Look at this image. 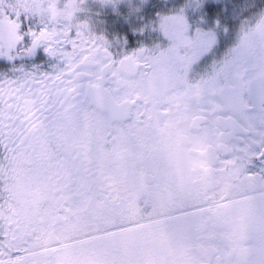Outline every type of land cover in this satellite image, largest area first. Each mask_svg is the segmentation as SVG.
Segmentation results:
<instances>
[{
  "label": "snow or ice",
  "instance_id": "snow-or-ice-1",
  "mask_svg": "<svg viewBox=\"0 0 264 264\" xmlns=\"http://www.w3.org/2000/svg\"><path fill=\"white\" fill-rule=\"evenodd\" d=\"M92 2L0 0V264H264V0Z\"/></svg>",
  "mask_w": 264,
  "mask_h": 264
},
{
  "label": "flooded vegetation",
  "instance_id": "flooded-vegetation-1",
  "mask_svg": "<svg viewBox=\"0 0 264 264\" xmlns=\"http://www.w3.org/2000/svg\"><path fill=\"white\" fill-rule=\"evenodd\" d=\"M164 3H156V5L163 6ZM94 28L98 32H104L109 37L112 35H119L121 37L130 38L129 49L137 46L136 35L133 33L134 21L126 18H92ZM42 70L49 71L50 68L46 64L41 65Z\"/></svg>",
  "mask_w": 264,
  "mask_h": 264
},
{
  "label": "rangeland",
  "instance_id": "rangeland-1",
  "mask_svg": "<svg viewBox=\"0 0 264 264\" xmlns=\"http://www.w3.org/2000/svg\"><path fill=\"white\" fill-rule=\"evenodd\" d=\"M150 2H152V0H150ZM122 5H124V4H121L120 6H122ZM88 7L91 8L92 10H93V8H94L95 10H97V11L94 12V14L99 13L100 11H107V10H105V9H100V8H96V7H94V6H93V2H92V0H89ZM125 8H126V7H125ZM107 9H108V8H107ZM123 10H124V8H123ZM120 18H122V19H126V18H128V19L134 21L133 23H135V24L138 22V18L135 17V16L128 17V16H126V14H123ZM135 24H133V25H135ZM133 27H134V26H133Z\"/></svg>",
  "mask_w": 264,
  "mask_h": 264
},
{
  "label": "trees",
  "instance_id": "trees-1",
  "mask_svg": "<svg viewBox=\"0 0 264 264\" xmlns=\"http://www.w3.org/2000/svg\"><path fill=\"white\" fill-rule=\"evenodd\" d=\"M162 1V0H161ZM161 1H159V2H161ZM152 2H157V0H152ZM111 9H109L108 11H107V14H103V15H93L94 17H100V18H110V17H121V16H115V15H110L111 14ZM123 14H125V12H123ZM122 14V15H123Z\"/></svg>",
  "mask_w": 264,
  "mask_h": 264
},
{
  "label": "clouds",
  "instance_id": "clouds-1",
  "mask_svg": "<svg viewBox=\"0 0 264 264\" xmlns=\"http://www.w3.org/2000/svg\"><path fill=\"white\" fill-rule=\"evenodd\" d=\"M37 2H42V0H37Z\"/></svg>",
  "mask_w": 264,
  "mask_h": 264
}]
</instances>
